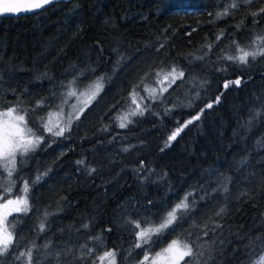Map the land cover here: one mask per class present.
I'll return each instance as SVG.
<instances>
[{"label": "trees", "instance_id": "obj_1", "mask_svg": "<svg viewBox=\"0 0 264 264\" xmlns=\"http://www.w3.org/2000/svg\"><path fill=\"white\" fill-rule=\"evenodd\" d=\"M262 9L264 0H73L0 17V108L26 110L19 113L44 138L18 155L11 195L27 181L29 211L9 218L15 243L0 264H26L20 253L33 245L32 264H96L104 250L118 264H136L170 239L207 245L205 257L211 249L215 258L209 264L258 259L264 56L246 64L226 57L264 47L257 39L264 37ZM173 66L185 75L168 87ZM98 77L102 90L69 125L68 111ZM70 87L76 96L67 95ZM134 87L147 110L121 128L120 118L136 109ZM56 115L64 117L63 136L44 129ZM0 185L11 186L2 168ZM187 194L190 209L136 247V222L158 226Z\"/></svg>", "mask_w": 264, "mask_h": 264}, {"label": "snow or ice", "instance_id": "obj_2", "mask_svg": "<svg viewBox=\"0 0 264 264\" xmlns=\"http://www.w3.org/2000/svg\"><path fill=\"white\" fill-rule=\"evenodd\" d=\"M51 2L52 0H36V2L34 3L22 5L7 2V0H0V14L18 13L21 11H32L35 9H41ZM231 6L235 8L238 5L233 3ZM261 11H264V9H262ZM221 15H228V10L225 9L223 13H217V16ZM217 39H219V37H217ZM257 39L264 42V37H258ZM209 47H211V45H209ZM239 51L241 53L239 56H229L226 57V59L236 60L242 64H246L248 63L249 57L254 60L258 55L264 56V47H260L258 51L249 52L245 51L243 48H240ZM198 59H202V57ZM184 75L185 74L183 71H177V69L173 66L171 71L164 76V81L170 80L168 87H171V84H174L177 79H183ZM75 79L76 78L74 77L73 81L70 82V84L75 83ZM103 79V77H98L97 80L94 82V85L90 86L95 87L96 89V91L93 93L92 99H94L95 96L99 94V91L102 90ZM229 83H235L238 85L240 83V80L230 81ZM225 87H227V85H225ZM165 91H167V88H162L161 94ZM67 95L69 97L76 96L77 92L75 89H72L70 87ZM130 95L132 96V103L136 105V109L130 114H125L123 117L120 118L121 123L119 126L121 128L127 127V124L132 122L129 119V115H143L144 111L147 110L146 108H142L140 103L137 101L135 87L133 88V92ZM153 98L155 97L153 96ZM141 99H143V97H141ZM216 102H219V97H217ZM42 103L43 101H38L36 106L39 107ZM211 107V104L206 105V108ZM21 111H25L26 113V110L20 109L18 107H9L7 111L0 112V118H3L2 120H0V160L6 162L4 164H0V168L7 172V176L11 185L6 189L3 188L2 185H0V192L8 194L12 193L14 187V184L11 183V177L16 168L17 155H20L22 157L27 155L29 152L35 151V149L39 147V145L44 139L42 135H37L35 132H33L31 128L28 127L26 114H17ZM80 111H83V109L81 108ZM203 111L204 109H201V113ZM259 114L260 113H257V115ZM76 118L78 119L79 117L77 116ZM198 119L199 114L193 117L192 120L186 121L184 125H182L180 128H177L176 131H174L169 136L168 142L170 143L172 140H175L177 135H179V133L183 130L184 127H187L188 124H191L193 120ZM68 124H71V118L69 119ZM54 128L56 130H54ZM44 129L48 133H51L55 136H63L64 132L66 131L64 127L59 126V123H57L55 126H48V124H45ZM258 143L264 145V138H262V140ZM77 163H82V161H78ZM40 178V176H37L36 179L39 180ZM28 192L29 185L27 181H25L23 187L20 189V194L15 199H7L3 203H0V256L9 252V250L13 247L15 243V237L13 236V230L15 229V225H11L10 230L8 217L11 216L13 213H26L29 211ZM189 195L191 194L185 195V197H183L181 201L177 203L167 213V215L163 218V222L160 223L158 226L141 228L140 224L136 222V227L139 229V231L137 232V237L140 241V243H138L136 247H141L143 244H148L154 235H160L163 230L169 228L171 225L177 222V220L179 219L178 214L186 212L190 209V204L188 203ZM0 200H3L2 195H0ZM224 212L225 209L221 208L220 211L216 213V215L219 216ZM45 215H47V213H45ZM84 227L88 226L84 225ZM39 228L41 231H44L45 224L41 223L39 225ZM205 235H207V233H205ZM221 243L223 242L221 241ZM47 246L48 245H45V247ZM35 247L36 245H33L32 248H29L25 253H20V256L26 257V264H32L33 249ZM206 247L207 245L196 246L192 241L182 242L179 239L172 240L165 249H163L159 253H156L154 257H149L148 255H145L143 261H141L140 264H159L161 260L164 261V264H181L182 261H184L185 264H209V262L213 261L215 258L211 255V249H208L209 254L207 255V257H205L204 249ZM70 251L71 250L69 249L68 252ZM90 254V250L85 253V255ZM55 255L59 257L60 253L57 252ZM19 258L20 257L18 256L17 259ZM115 258L116 253L114 251H108L105 252L104 255L99 257L98 259L101 262L108 260L109 264H116ZM186 258H188L187 261ZM254 264H264V256L259 257L258 260L254 262Z\"/></svg>", "mask_w": 264, "mask_h": 264}, {"label": "rangeland", "instance_id": "obj_3", "mask_svg": "<svg viewBox=\"0 0 264 264\" xmlns=\"http://www.w3.org/2000/svg\"><path fill=\"white\" fill-rule=\"evenodd\" d=\"M246 1H249V0H246ZM96 91V89H95V87H91V89L89 90V91H87V92H85V93H83L82 94V96H80L79 98H78V102L76 103V104H74V106L71 108V110H69L68 111V113H67V117H69V119L71 118V120L74 118V117H76L77 115H79L82 111H80V109L82 108V109H84V106H86L87 104H88V102L91 100V98H92V96H93V93ZM8 110V108H5V109H1L0 108V112H5V111H7ZM17 114H19V115H21L20 113H17ZM62 117L63 116H61V115H56V117L55 118H53V119H49V126H50V124L51 125H53V124H57V123H59V124H62L63 123V120H62ZM64 118V117H63ZM3 118H0V120H2ZM17 159H18V155H17ZM4 163H6L5 161H3V160H0V164H4ZM9 167H10V165H9ZM6 172V171H5ZM7 173V172H6ZM7 178H8V176H7ZM20 193H17L16 195H7V196H3V194H1L0 193V195H2L3 196V200H0V203H3L4 201H6L7 199H15L18 195H19ZM29 201V200H28ZM14 214H18V213H13L12 215H14ZM11 215V216H12ZM11 216H9L8 217V223H9V218L11 217ZM10 230H11V228H10ZM14 236V235H13ZM172 241V239H170V240H168V241H165V242H163L162 244H161V246H158V247H156V249H154V250H152V251H150V253H148L147 252V254H145V255H148L149 257H154L155 255H156V253H159V252H161L163 249H165L168 245H169V243ZM146 250V249H145ZM105 252H108L107 250H104L101 254H100V257L101 256H103L104 255V253ZM144 253H145V251H144ZM143 253V254H144ZM261 256H264V253L261 255ZM260 256V257H261ZM144 259V258H143ZM143 259H140V260H138V262L136 263V264H140V262L141 261H143ZM115 260H116V264H118V259H117V256H116V258H115ZM258 259H256L255 261H257ZM254 261V262H255ZM135 262V261H134ZM134 262H130V264H133ZM183 262V261H182ZM181 262V263H182ZM254 262L252 263V264H254ZM96 264H109V262H108V260H105V261H103V262H101L100 260H96ZM159 264H164V261H160L159 262Z\"/></svg>", "mask_w": 264, "mask_h": 264}, {"label": "water", "instance_id": "obj_4", "mask_svg": "<svg viewBox=\"0 0 264 264\" xmlns=\"http://www.w3.org/2000/svg\"><path fill=\"white\" fill-rule=\"evenodd\" d=\"M70 1H73V0H52L51 3L45 5L41 9H35V10H32V11H21V12H18V13H2V14H0V17H21V16H27V15H33V14H36L38 12H41V11L45 10L48 7H51L52 5H54L56 3L70 2ZM7 2L26 5V4H30V3L36 2V0H7Z\"/></svg>", "mask_w": 264, "mask_h": 264}]
</instances>
